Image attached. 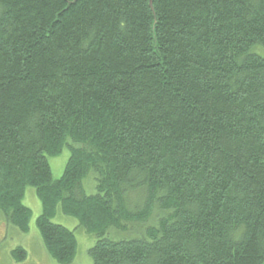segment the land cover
<instances>
[{
    "label": "trees",
    "instance_id": "1",
    "mask_svg": "<svg viewBox=\"0 0 264 264\" xmlns=\"http://www.w3.org/2000/svg\"><path fill=\"white\" fill-rule=\"evenodd\" d=\"M259 46L264 0H0L5 219L29 230L33 186L60 263L78 240L59 206L94 264H264Z\"/></svg>",
    "mask_w": 264,
    "mask_h": 264
},
{
    "label": "rangeland",
    "instance_id": "2",
    "mask_svg": "<svg viewBox=\"0 0 264 264\" xmlns=\"http://www.w3.org/2000/svg\"><path fill=\"white\" fill-rule=\"evenodd\" d=\"M254 50L264 55V47H257ZM71 150L65 146L63 152L58 155H48L54 178H60L70 158ZM83 184L88 194L96 192V181L93 173H90ZM23 203L31 208L32 216L29 222V230L22 231L12 223L5 222V214L0 208V264H94L89 249L95 244L96 237L92 232L80 226L76 217L65 214L59 206L56 215L52 218L55 223L65 225L75 231L78 248L73 261L60 263L53 258L45 248L42 234L37 226V218L43 211V205L39 199L36 189L28 186L23 197ZM18 246L26 249L28 256L24 261L18 262L14 259L12 251Z\"/></svg>",
    "mask_w": 264,
    "mask_h": 264
},
{
    "label": "crops",
    "instance_id": "3",
    "mask_svg": "<svg viewBox=\"0 0 264 264\" xmlns=\"http://www.w3.org/2000/svg\"><path fill=\"white\" fill-rule=\"evenodd\" d=\"M8 221L5 219V222H3V224H5V225H8ZM9 226V225H8ZM44 242V241H43ZM44 246H45V244H44ZM46 248V247H45Z\"/></svg>",
    "mask_w": 264,
    "mask_h": 264
}]
</instances>
